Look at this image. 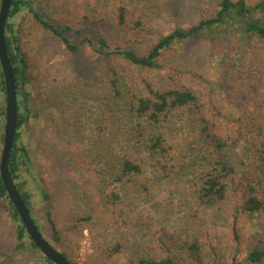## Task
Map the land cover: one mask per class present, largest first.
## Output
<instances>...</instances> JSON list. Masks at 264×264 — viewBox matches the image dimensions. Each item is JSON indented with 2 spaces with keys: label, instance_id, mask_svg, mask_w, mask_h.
Masks as SVG:
<instances>
[{
  "label": "trees",
  "instance_id": "trees-1",
  "mask_svg": "<svg viewBox=\"0 0 264 264\" xmlns=\"http://www.w3.org/2000/svg\"><path fill=\"white\" fill-rule=\"evenodd\" d=\"M152 9L153 0L115 2L109 9L107 19L123 31L127 45L124 46L111 44L100 32L85 36L78 31L82 38L75 41L71 37L74 31L71 25L47 20L32 0H13L6 25V45L17 86L18 124L10 159V172L17 189L42 233L35 218L32 195L23 180L32 161L28 148L22 143V130L30 117L39 116V110L29 104L30 87L34 86L36 78L32 70L33 57L22 48L21 37L15 33L12 21L23 11L31 15L30 21L39 31L50 33L71 53H79L87 45L102 58L118 56L132 66L149 70L161 69L162 56L178 42L201 37L215 40L227 32L242 51L241 85L239 90L234 89V97L242 103L243 110L237 128L206 100L198 87L181 80L177 69H169L163 84L146 77L141 87L124 70L112 66L105 90L92 96L97 102L93 130L90 133L78 130L76 147L73 144V150L68 152L73 165L90 174L85 178L86 210L67 218V228L63 229L47 204L51 239L43 236L75 263L58 246L65 241L64 237H72L73 232L82 236L88 229L95 241V253L99 257L112 256L123 248L119 242L105 243L107 229L117 225L122 214L133 213L138 206L151 202L156 182L165 183L184 198L189 209L187 222L191 226L199 224L200 213L221 209L227 203L230 188L235 187L239 204L232 219V238L237 244L248 242L246 264H264V220L258 223V230L248 241L239 224L240 216L264 215V0L254 5L245 0H221L212 15L192 26L176 27L146 54H139L134 46L142 43L146 32L152 29ZM232 66V62L226 66L227 90L231 89ZM0 95H5L1 68ZM39 97L41 102L48 103L60 101L61 96L49 91L43 82L39 86ZM5 117L3 102L0 103L2 142ZM39 188L47 203L48 192L43 186ZM0 199L16 226L14 250L11 253L0 250V256L13 257L27 245L38 250L8 197L1 177ZM194 230L175 256L156 260L142 258L136 264H207L210 253L204 248L203 237ZM43 259L47 264H54L44 256ZM232 264L240 263L234 259Z\"/></svg>",
  "mask_w": 264,
  "mask_h": 264
},
{
  "label": "rangeland",
  "instance_id": "rangeland-1",
  "mask_svg": "<svg viewBox=\"0 0 264 264\" xmlns=\"http://www.w3.org/2000/svg\"><path fill=\"white\" fill-rule=\"evenodd\" d=\"M32 1L47 20L71 25L74 30L71 37L75 41L82 38L78 31L85 36L100 32L111 44L127 46L122 37L123 31L108 20L106 14L115 2L129 3L130 0ZM245 1L254 5L261 0ZM220 2L153 0L152 29L146 32L142 43L134 46L135 50L146 54L159 39L176 27L192 26L215 13ZM1 3L2 0L0 7ZM29 16L25 10L12 20L15 33L21 37L22 48L33 57L32 70L36 78L34 86L30 87L32 98L29 104L39 110V116L30 117L27 127L22 130V143L28 148L32 161L30 170L24 172L23 180L32 195L35 218L46 238L51 239L46 218L47 204L63 229L67 228V218L86 210L85 178H89L90 174L75 167L68 152L74 148L78 130L82 129L80 132L84 133L93 130L97 102L92 100V96L105 90L112 66L124 70L141 87L143 78L163 84L169 69H177L181 80L198 87L206 100L218 108L231 126L237 128L243 110L242 103L234 97V89L239 90L241 85L239 69L242 51L227 32L215 40L201 37L178 42L162 56L161 69L149 70L132 66L118 56L102 58L87 45L79 53H71L50 33L39 31ZM231 62L234 65L230 68L232 84L227 90L225 83L229 76L226 66ZM43 82L49 91L61 96L60 101L41 102L39 86ZM3 102L6 105V95H0V103ZM1 139L0 131V159L4 143ZM39 186H43L50 196L47 203ZM238 204L237 191L231 187L227 203L221 209L200 213L199 224L191 226L187 222L189 209L184 198L165 183L156 182L151 202L138 206L133 213L122 214L120 222L107 229L103 238L105 243H121L123 249L120 253L99 257L88 229L83 231L82 236L73 232L72 237H64L65 241L58 247L77 264H136L142 258L156 260L175 256L179 246L195 229L194 232L203 237L204 248L210 253L207 264H232L234 259L246 264L248 242L237 244L231 234ZM240 217V229L248 241L258 230V223L264 220V215ZM15 244L16 226L0 199V250L11 253ZM43 256L39 249L27 245L13 257L0 256V264H47Z\"/></svg>",
  "mask_w": 264,
  "mask_h": 264
},
{
  "label": "water",
  "instance_id": "water-1",
  "mask_svg": "<svg viewBox=\"0 0 264 264\" xmlns=\"http://www.w3.org/2000/svg\"><path fill=\"white\" fill-rule=\"evenodd\" d=\"M13 0H2L0 7V66L6 95L4 143L0 159V177L6 193L16 208L28 236L40 252L54 264H75L56 250L37 228L10 172V159L18 124L17 86L15 72L6 45V25Z\"/></svg>",
  "mask_w": 264,
  "mask_h": 264
}]
</instances>
